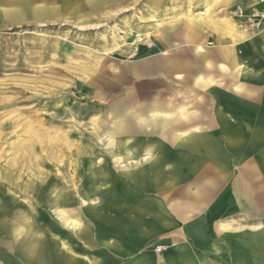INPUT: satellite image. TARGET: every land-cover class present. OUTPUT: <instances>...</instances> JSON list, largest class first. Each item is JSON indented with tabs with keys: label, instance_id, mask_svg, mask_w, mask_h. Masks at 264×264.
I'll use <instances>...</instances> for the list:
<instances>
[{
	"label": "rangeland",
	"instance_id": "rangeland-1",
	"mask_svg": "<svg viewBox=\"0 0 264 264\" xmlns=\"http://www.w3.org/2000/svg\"><path fill=\"white\" fill-rule=\"evenodd\" d=\"M60 1V15L52 13L47 19L38 18L35 11L52 3L20 2L15 5L18 18H3L0 27V264H42L25 257L24 238L15 242L20 227L15 216L20 212H26L31 222L26 240L39 241L48 256L46 264H59L53 244L58 238L65 259L73 257L78 264L89 259L80 250L90 246L81 243L85 230L89 234L86 207L103 203L105 185L117 182L125 166L114 164L110 156V141L118 138L112 129L121 120L117 116L122 103L130 92H144L164 81L156 72L129 85L124 65L153 64L176 42L193 56L194 45L185 38L189 25L199 30L202 44L211 51L218 53L226 46L231 57L244 55L264 75V0ZM9 9L2 4V15ZM226 64L228 73L211 76L231 84L235 75ZM201 67L206 74V67ZM254 85L264 95V83ZM163 86L173 87L166 82ZM186 88L187 97L178 104L197 110L199 100L214 103L215 96L222 108L243 107L235 118H241L244 127L255 118L251 110L264 109V99L255 106L244 99H219L217 93L230 92L225 89ZM230 121L239 123L233 117ZM147 134L137 139L157 140ZM114 154L119 157L123 150L117 147ZM140 161L129 160V170L145 162ZM92 163L98 171H103L100 167L111 171V180L93 177L104 185L95 196L87 190ZM54 189L62 191V208L72 223H59ZM257 226L264 229V217L258 216ZM261 249L264 246L259 245Z\"/></svg>",
	"mask_w": 264,
	"mask_h": 264
},
{
	"label": "crops",
	"instance_id": "crops-1",
	"mask_svg": "<svg viewBox=\"0 0 264 264\" xmlns=\"http://www.w3.org/2000/svg\"><path fill=\"white\" fill-rule=\"evenodd\" d=\"M20 2L52 3L35 11L38 18L60 15V0H0V27L3 18H18L15 5ZM2 4L11 6L6 16ZM185 38L194 45L193 56L176 42L153 64L124 65L129 85L156 72L164 81L144 92H130L122 103L117 116L121 120L112 129L118 138L110 156L114 164L125 166L117 182L105 185L103 203L86 207L89 234L85 230L81 243L90 246L80 250L83 257L90 256L81 264H261L264 260V250H259L264 246V229L257 226L258 216L264 217V109L251 110L255 118L244 127L242 119L235 118L243 107L222 108L215 96L214 103L199 100L197 110L177 103L192 85L195 91L225 89L230 92L217 93L219 99H244L256 106L264 95L254 83L263 84L264 75L244 55L231 57L226 46L218 53L211 51L202 44L199 30L189 25ZM199 46L205 51L199 53ZM227 62L235 75L231 84L211 76L228 73ZM165 82L173 87L163 86ZM231 116L239 123L232 124ZM257 131L260 141L253 137ZM145 133L157 140L137 139ZM117 147L123 150L119 157L114 154ZM141 158L144 164L129 170L128 161L142 163ZM100 168L104 176L98 180H111V171ZM89 179L87 190L95 196L104 185ZM58 241L59 264H78L73 257L65 259Z\"/></svg>",
	"mask_w": 264,
	"mask_h": 264
},
{
	"label": "bare ground",
	"instance_id": "bare-ground-1",
	"mask_svg": "<svg viewBox=\"0 0 264 264\" xmlns=\"http://www.w3.org/2000/svg\"><path fill=\"white\" fill-rule=\"evenodd\" d=\"M124 10L126 11V9L124 8ZM204 16V15H202ZM197 20V19H196ZM196 33L193 32V37L194 39H196ZM198 52L202 53L205 51V48L202 46L197 47ZM166 55V54H164ZM134 64V63H132ZM246 72H249V70H246ZM120 133V131H118ZM253 137L257 138L258 141L261 140V135L260 132H255L253 133ZM109 142V141H108ZM115 141H110V144L114 145ZM109 147V146H108ZM117 161H122V159H118ZM94 164H90L89 167V175L90 178L92 179V181L94 182V178L96 177H101L104 176V171H98V169L94 168ZM94 177V178H93ZM52 193H55V203L53 204V207L55 208L56 212H57V219L59 221V223H64L66 221V223H72V220L70 218L67 217L66 212L64 211V209L62 208V200H63V196H62V191H57L55 192V189L52 190ZM0 203H2L1 199H0ZM64 204V203H63ZM16 219L18 220L20 227L17 230V240L18 242H20V240L22 238H24V241L26 242L25 245L23 246V250L22 252L25 254V257L28 258H32L34 260H39L40 263L42 264H46L48 261V256L46 255L45 249L40 246L39 241H31V240H26V236L29 237L30 232H31V223L29 222L30 218L28 217V214L26 212H20L18 215H16ZM56 247L55 249V255L57 257V260L59 262V249L61 244L58 242L53 243Z\"/></svg>",
	"mask_w": 264,
	"mask_h": 264
},
{
	"label": "built area",
	"instance_id": "built-area-1",
	"mask_svg": "<svg viewBox=\"0 0 264 264\" xmlns=\"http://www.w3.org/2000/svg\"><path fill=\"white\" fill-rule=\"evenodd\" d=\"M157 252H161L162 251V248L161 247H157Z\"/></svg>",
	"mask_w": 264,
	"mask_h": 264
}]
</instances>
